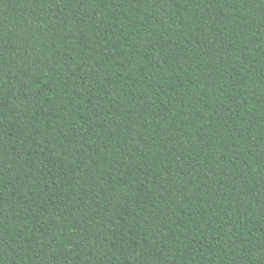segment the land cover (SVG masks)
Returning a JSON list of instances; mask_svg holds the SVG:
<instances>
[{
    "label": "trees",
    "instance_id": "trees-1",
    "mask_svg": "<svg viewBox=\"0 0 264 264\" xmlns=\"http://www.w3.org/2000/svg\"><path fill=\"white\" fill-rule=\"evenodd\" d=\"M0 264H264V0H0Z\"/></svg>",
    "mask_w": 264,
    "mask_h": 264
}]
</instances>
